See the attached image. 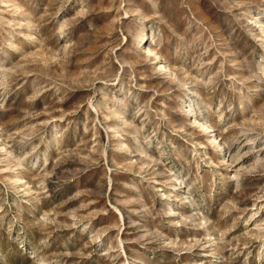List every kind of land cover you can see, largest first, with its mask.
I'll list each match as a JSON object with an SVG mask.
<instances>
[{"label": "rangeland", "instance_id": "obj_1", "mask_svg": "<svg viewBox=\"0 0 264 264\" xmlns=\"http://www.w3.org/2000/svg\"><path fill=\"white\" fill-rule=\"evenodd\" d=\"M0 264H264V0H0Z\"/></svg>", "mask_w": 264, "mask_h": 264}]
</instances>
